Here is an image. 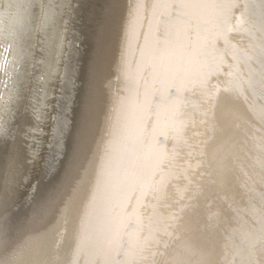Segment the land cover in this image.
Returning <instances> with one entry per match:
<instances>
[{
  "label": "bare ground",
  "instance_id": "bare-ground-1",
  "mask_svg": "<svg viewBox=\"0 0 264 264\" xmlns=\"http://www.w3.org/2000/svg\"><path fill=\"white\" fill-rule=\"evenodd\" d=\"M0 264H264V0H0Z\"/></svg>",
  "mask_w": 264,
  "mask_h": 264
},
{
  "label": "snow or ice",
  "instance_id": "snow-or-ice-1",
  "mask_svg": "<svg viewBox=\"0 0 264 264\" xmlns=\"http://www.w3.org/2000/svg\"><path fill=\"white\" fill-rule=\"evenodd\" d=\"M51 3H54V0H50ZM15 50L11 44L0 43V68L6 66L11 61L9 57L15 56Z\"/></svg>",
  "mask_w": 264,
  "mask_h": 264
}]
</instances>
